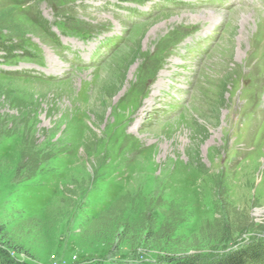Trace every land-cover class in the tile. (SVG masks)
<instances>
[{"label":"rangeland","instance_id":"374dc122","mask_svg":"<svg viewBox=\"0 0 264 264\" xmlns=\"http://www.w3.org/2000/svg\"><path fill=\"white\" fill-rule=\"evenodd\" d=\"M126 2L0 0V256L264 264V0Z\"/></svg>","mask_w":264,"mask_h":264},{"label":"trees","instance_id":"16d2710c","mask_svg":"<svg viewBox=\"0 0 264 264\" xmlns=\"http://www.w3.org/2000/svg\"><path fill=\"white\" fill-rule=\"evenodd\" d=\"M7 136L4 133H0V138ZM34 148V147H33ZM31 146L27 147V148H23L22 149V155L23 157H25V155H27L28 161L27 163V167H23L24 169L26 168H31V174L29 176H27L26 178L29 179L31 178L34 174L35 171L38 169L39 164L42 161V158L39 157V152L38 151H34ZM34 151V152H33ZM105 212L102 213V215ZM122 218V215H120V217L116 218V223H118V220H120ZM123 225H125V221L122 222ZM3 255L0 256V264H18L15 263L13 261V259L10 257V255L8 254V252L3 250ZM248 255V251L245 250H235L227 255H225L223 258L214 261L212 263L209 264H243V260L247 257ZM255 252H251V254H249L248 256H252V258L255 257ZM169 257H166L165 259V264H204V263H199L197 261H195L194 259H188V260H183V259H178V258H171V255L168 254ZM164 260V259H163ZM95 264V263H92ZM164 264V263H163Z\"/></svg>","mask_w":264,"mask_h":264},{"label":"bare ground","instance_id":"6f19581e","mask_svg":"<svg viewBox=\"0 0 264 264\" xmlns=\"http://www.w3.org/2000/svg\"><path fill=\"white\" fill-rule=\"evenodd\" d=\"M206 15V14H205Z\"/></svg>","mask_w":264,"mask_h":264}]
</instances>
